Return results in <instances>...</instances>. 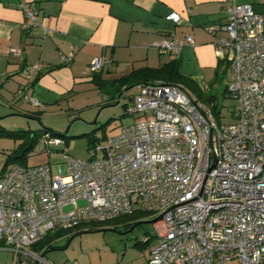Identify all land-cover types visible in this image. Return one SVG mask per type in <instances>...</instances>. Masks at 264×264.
<instances>
[{"label": "built area", "instance_id": "2783aa9c", "mask_svg": "<svg viewBox=\"0 0 264 264\" xmlns=\"http://www.w3.org/2000/svg\"><path fill=\"white\" fill-rule=\"evenodd\" d=\"M225 12L226 22L207 30L226 33L214 46L231 70V120L219 123L212 107L180 85H141L125 109L143 118L96 145L93 155L102 157L80 160L66 151L67 173L49 163L0 172V253L12 252L13 264L45 262L32 245L46 234L143 210L161 215L155 226L166 227L157 229L143 264H264V15L240 0H229ZM25 14V28L37 25L36 8ZM193 42L188 34L154 46L177 57ZM110 64L97 56L90 70ZM44 137L49 146L65 144L49 131Z\"/></svg>", "mask_w": 264, "mask_h": 264}, {"label": "crops", "instance_id": "0c3cea01", "mask_svg": "<svg viewBox=\"0 0 264 264\" xmlns=\"http://www.w3.org/2000/svg\"><path fill=\"white\" fill-rule=\"evenodd\" d=\"M240 1L251 3L264 15V0ZM228 3L229 0H0V97L3 98L4 85L14 84L15 96L39 100L41 105L36 107L41 110L60 104L79 93L80 86L96 84L90 62L97 56L111 62L98 72L106 82L138 68L161 67L177 58L182 74L192 78L201 90L216 94L214 88L231 70L214 46L216 37L226 33H210L207 26L226 22ZM29 7L38 10V23L25 28V8ZM171 13L179 14L182 21L175 23L168 17ZM188 34L194 42L185 45L177 57L154 46L164 38ZM13 47L21 48L22 56L12 54ZM71 52L73 58L64 62L61 56ZM28 65H35L37 71H25ZM26 102L31 103L28 99Z\"/></svg>", "mask_w": 264, "mask_h": 264}, {"label": "rangeland", "instance_id": "374dc122", "mask_svg": "<svg viewBox=\"0 0 264 264\" xmlns=\"http://www.w3.org/2000/svg\"><path fill=\"white\" fill-rule=\"evenodd\" d=\"M230 82L231 74L227 71L218 88L213 90L217 95L215 115L219 123L230 121L231 111L236 106V101L226 92ZM114 87L111 82L102 90L96 84L80 86L79 93L41 110L28 104L25 96L14 95L17 85H4L1 88L4 95L0 97V172L15 164L8 160L10 153L37 131L40 135L24 158L28 166L49 163L54 169L62 167L67 173L66 151L80 160L102 157V151L93 155L96 145H104L107 138L119 133L123 126L143 118L141 115H128L125 109V104L138 93V86H130L118 93ZM188 92L196 96L193 90L188 89ZM46 128L60 133L56 136L65 141L64 146L45 144ZM151 219L152 215L143 217L141 223L130 227L119 219L113 225L101 226L100 230L79 232L73 237L66 234L54 241V245L60 248L47 252V262L39 261L37 264H141L157 238V229L161 234L166 232L163 222L159 221L155 226V222H147ZM145 239H148L146 244L143 243ZM0 259L1 264H13L14 255L2 251Z\"/></svg>", "mask_w": 264, "mask_h": 264}, {"label": "trees", "instance_id": "16d2710c", "mask_svg": "<svg viewBox=\"0 0 264 264\" xmlns=\"http://www.w3.org/2000/svg\"><path fill=\"white\" fill-rule=\"evenodd\" d=\"M98 72L99 71L95 72L94 79L97 84V87L100 90H102L105 88V85L108 82L103 80ZM156 81H162L167 84L180 85L186 91H188V89L193 90L197 100H200L205 104L209 105L214 109V112L217 113V109H216L217 95L213 92L201 90L200 87H198L197 83L192 78L182 74V72L180 71L179 62L177 58L172 59L170 62H168L167 64L161 67H143V68L135 69L131 71L128 75H124L118 79H114L113 81H111V85L116 86L114 88L117 90L116 93H118L120 91L129 88L130 86H135L138 84L143 85ZM45 131H49L54 136L60 135V133L52 131L51 129L48 128H46ZM39 135L40 132L37 131L32 134L30 139L25 138V140L20 143L18 148H16L12 153H10L8 160H10L11 163L26 165V163H24L25 155L30 149H32L33 142L36 141V137ZM88 135L90 142H92L93 138L91 134L89 133ZM62 136H66V135H62ZM150 215L151 212L137 210L132 214L120 215L106 222L83 223L73 229L61 230L56 233H48L41 240L34 243L32 245V248L35 251L41 253L43 256H45L49 250L60 248L54 245V241L60 237L65 236L66 234H71V236L73 237L75 234L79 232L100 230L101 226L113 225V223L117 222L119 219H123L122 220L124 222L123 224L127 227H130L132 225H138L139 223L142 222L140 221L141 218L143 217L146 218ZM112 227H116V226H112ZM104 230H106V228ZM147 242L148 240L143 241L144 244H146Z\"/></svg>", "mask_w": 264, "mask_h": 264}, {"label": "water", "instance_id": "95a60500", "mask_svg": "<svg viewBox=\"0 0 264 264\" xmlns=\"http://www.w3.org/2000/svg\"><path fill=\"white\" fill-rule=\"evenodd\" d=\"M122 94V93H121ZM121 94L119 95V96H121ZM161 215L160 216H158V217H155V218H153V219H151V220H148L147 222H157L158 220H160L161 219Z\"/></svg>", "mask_w": 264, "mask_h": 264}]
</instances>
